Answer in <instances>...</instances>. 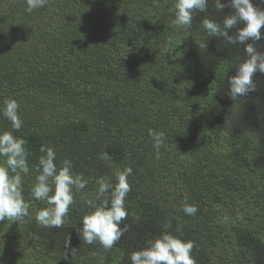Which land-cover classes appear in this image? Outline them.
<instances>
[{
    "label": "trees",
    "instance_id": "1",
    "mask_svg": "<svg viewBox=\"0 0 264 264\" xmlns=\"http://www.w3.org/2000/svg\"><path fill=\"white\" fill-rule=\"evenodd\" d=\"M174 3L47 0L28 12L26 0H0V133L26 141L22 194L31 215L0 221V264H122L124 244L87 245L77 229L101 203L97 179L115 183L126 167L125 233L147 224L191 240L197 264H264V73L236 100L227 80L253 41L209 36L203 19L222 24L234 12L217 11L214 0L184 31L173 23ZM252 3L264 10L262 0ZM254 46L264 53V27ZM9 98L19 104V131L2 114ZM149 130L164 133L159 153ZM41 146L54 149L57 168L70 160L87 181L60 228L35 220L50 207L31 195ZM185 202L197 206L195 216L184 214Z\"/></svg>",
    "mask_w": 264,
    "mask_h": 264
},
{
    "label": "clouds",
    "instance_id": "2",
    "mask_svg": "<svg viewBox=\"0 0 264 264\" xmlns=\"http://www.w3.org/2000/svg\"><path fill=\"white\" fill-rule=\"evenodd\" d=\"M264 2V0H262ZM47 0H26V11L45 6ZM215 9L222 10L225 7L234 9L233 14L224 18L222 24L211 18H205L201 27L209 33V36L224 37L229 44H245L251 39L253 43L245 44L247 59L239 64L235 75L227 78L229 95L233 100L244 96L250 91L256 90L253 75L259 71L264 73V53L258 52L254 46L255 41L261 39V28L264 27V10L254 6L252 0H228L227 4L221 0H214ZM208 0H175L170 9L174 12L173 23L188 31L191 28L195 11H206ZM242 28L237 29L236 35H229V30L239 23ZM3 116L10 121L12 129L19 131L23 121L19 116V104L15 99H6L2 109ZM153 140V147L159 153L164 143V133L149 130ZM26 141L15 137L12 132L0 133V157L4 158L0 164V221L10 219L14 222H27L31 219L29 204L25 202L22 194V175H27L28 151L25 148ZM40 151L45 153L39 159L38 175L31 189V195L35 200L46 201L50 207L38 210L35 220L43 228H60L65 225L69 207L74 203V191H81L86 187L87 181L81 175L74 174L72 162L64 160L61 167L55 163L56 153L54 149L41 146ZM101 159H111L107 152L101 154ZM132 174V168L126 167L116 174V182L112 183L103 177L97 179L96 199L100 200L99 206L82 217V227L77 229L78 235L87 245L99 243L105 249L113 248L129 225L121 224L128 217V209L125 206V198L130 191L128 177ZM187 199V198H185ZM182 210L185 215L195 216L198 208L195 204L184 203ZM228 218L225 217V220ZM171 225L168 224L167 228ZM37 235V234H33ZM70 243V238L65 242ZM194 243L191 240H183L170 232H163L155 239H149L146 246L130 253L131 264H197L192 255ZM77 250L71 249L72 255ZM68 258V251L64 253Z\"/></svg>",
    "mask_w": 264,
    "mask_h": 264
},
{
    "label": "rangeland",
    "instance_id": "3",
    "mask_svg": "<svg viewBox=\"0 0 264 264\" xmlns=\"http://www.w3.org/2000/svg\"><path fill=\"white\" fill-rule=\"evenodd\" d=\"M162 233H156L151 230L147 224L137 226L130 233H124L121 239L118 241L126 246L130 251H127L128 258L122 264H131L129 255L134 250H139L140 248L146 246V242L149 239H155Z\"/></svg>",
    "mask_w": 264,
    "mask_h": 264
}]
</instances>
